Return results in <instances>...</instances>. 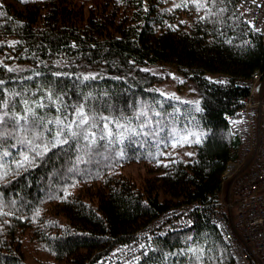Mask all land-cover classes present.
Listing matches in <instances>:
<instances>
[{"label": "trees", "instance_id": "16d2710c", "mask_svg": "<svg viewBox=\"0 0 264 264\" xmlns=\"http://www.w3.org/2000/svg\"><path fill=\"white\" fill-rule=\"evenodd\" d=\"M239 2L0 0V58L28 65L0 63V264H28V234L57 261L93 264L181 203L193 224L134 264H236L212 217L240 150L227 119L250 94L239 82L264 71ZM156 65L199 103L161 93ZM134 162L153 166L142 187L121 171Z\"/></svg>", "mask_w": 264, "mask_h": 264}, {"label": "built area", "instance_id": "2783aa9c", "mask_svg": "<svg viewBox=\"0 0 264 264\" xmlns=\"http://www.w3.org/2000/svg\"><path fill=\"white\" fill-rule=\"evenodd\" d=\"M243 19L260 34L264 44V0H240ZM244 105L227 117L240 140L238 157L222 175L223 209L212 222L229 246L236 264H264V71H255ZM194 204L183 203L156 218L138 237L115 247L93 264H134L150 250L154 237L182 231L193 224Z\"/></svg>", "mask_w": 264, "mask_h": 264}, {"label": "rangeland", "instance_id": "374dc122", "mask_svg": "<svg viewBox=\"0 0 264 264\" xmlns=\"http://www.w3.org/2000/svg\"><path fill=\"white\" fill-rule=\"evenodd\" d=\"M0 63L17 70L28 67L25 63L12 61L9 58H0ZM147 69L158 74L162 78V82L158 84V90L164 95L192 104L199 103L200 97L195 84L186 80L175 68L168 65H156L148 67ZM207 77L212 80H223V77L220 75H208ZM175 151L182 152L183 155H188L193 150L190 147L186 148L184 145H180ZM151 168H153V166L150 164L134 162L126 164L121 171L142 187L147 179H153L154 177V173L150 170ZM167 211L168 210L165 212ZM28 236L26 237L25 243L28 264H66L65 262L55 260L52 255L47 254L41 248L35 247V245L29 241L30 236ZM191 264H202V262L198 257H194Z\"/></svg>", "mask_w": 264, "mask_h": 264}, {"label": "snow or ice", "instance_id": "6c2138e0", "mask_svg": "<svg viewBox=\"0 0 264 264\" xmlns=\"http://www.w3.org/2000/svg\"><path fill=\"white\" fill-rule=\"evenodd\" d=\"M21 2L23 3V2H26V0H21Z\"/></svg>", "mask_w": 264, "mask_h": 264}, {"label": "bare ground", "instance_id": "6f19581e", "mask_svg": "<svg viewBox=\"0 0 264 264\" xmlns=\"http://www.w3.org/2000/svg\"><path fill=\"white\" fill-rule=\"evenodd\" d=\"M153 221H154V220H153ZM153 221H152V222H153ZM117 246H118V245H117ZM119 246H120V245H119Z\"/></svg>", "mask_w": 264, "mask_h": 264}]
</instances>
